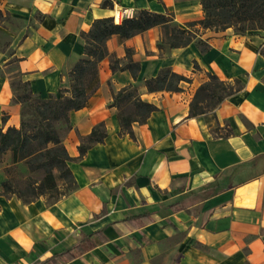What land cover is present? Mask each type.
<instances>
[{
  "label": "crops",
  "instance_id": "0c3cea01",
  "mask_svg": "<svg viewBox=\"0 0 264 264\" xmlns=\"http://www.w3.org/2000/svg\"><path fill=\"white\" fill-rule=\"evenodd\" d=\"M130 8L170 15L182 29L204 19L200 0H0V12L26 22L15 55L0 53V128L21 126L8 72L16 55L33 93L48 98L70 88L66 72L84 55L82 33ZM199 33L210 47L204 53L194 43L160 50L161 26L108 40L122 63L125 49L134 50L139 79L128 70L114 74L105 58L99 89L70 114L64 143L73 158L80 136L100 123L107 133L69 164L75 191L52 204L45 197L25 203L4 195L0 178V264H264V34ZM164 68L190 84L147 92L144 81ZM207 73L243 80L214 112L217 133L189 116ZM109 82L114 90L137 86L158 108L147 123L133 124L134 137L121 131Z\"/></svg>",
  "mask_w": 264,
  "mask_h": 264
},
{
  "label": "trees",
  "instance_id": "16d2710c",
  "mask_svg": "<svg viewBox=\"0 0 264 264\" xmlns=\"http://www.w3.org/2000/svg\"><path fill=\"white\" fill-rule=\"evenodd\" d=\"M203 6L204 19L191 22L187 29L180 28L172 16L156 14L148 10L136 14L133 18L114 22L113 18L96 20L88 33H82L86 44L84 55L66 72L69 89H61L57 94H50L43 98L31 90L30 82L20 78L11 81L13 101L21 105L20 128L10 127L4 132L0 128V157L11 155L7 173L24 166L26 173L19 181L16 178H5L2 183L3 194L13 195L25 203H31L38 198L45 197L48 204L58 202L66 195L77 189L69 164L79 160L88 153L95 144L103 143L107 138L104 123L96 125L90 135L80 136L78 146L80 155L73 158L66 149L65 137L73 129L70 114L88 105L89 100L100 87L99 64L105 58H111V69L115 74L119 70H128L132 78L138 81L141 64L132 58L134 50L125 49V62L116 58L107 48V42L112 37H119L120 41L132 39L154 27H162V38L157 47L164 50L194 45L202 52L210 49L206 40L202 39L201 30L213 32L233 29L236 34L246 36L249 32L264 34V0H200ZM2 15V12H0ZM199 27V28H198ZM264 39V35H263ZM264 57V41L260 50ZM198 69V65H195ZM205 81L195 93L190 108V117H197L205 113L203 102L216 99L217 103L230 97L234 92L232 85L222 81L216 75L207 73ZM191 78L175 73L171 68L161 69L156 77L144 81L147 92H182L190 84ZM235 83H242L236 79ZM113 106L118 109L123 134L134 137L132 126L135 122L145 124L157 106L142 100L141 93L135 85H129L114 90ZM72 257V256H71Z\"/></svg>",
  "mask_w": 264,
  "mask_h": 264
},
{
  "label": "rangeland",
  "instance_id": "374dc122",
  "mask_svg": "<svg viewBox=\"0 0 264 264\" xmlns=\"http://www.w3.org/2000/svg\"><path fill=\"white\" fill-rule=\"evenodd\" d=\"M25 24H26L25 21H22L17 17L5 13L4 11L2 12V15H0V53L1 54H6L9 56L15 55V52L17 51L18 48L17 44L20 42L19 36L17 35L20 33L22 27L26 26ZM253 33L249 32L248 34H253ZM15 36H17V38ZM164 48L165 51L169 49L167 47ZM17 61H18V56L16 55L11 60V65L8 67V72L10 74L11 81L13 82H17L20 78L19 71L17 68ZM228 83L232 85L233 90L240 89L243 87V80L242 83L240 84L235 83V81ZM202 104L205 107V113L200 114L197 117L203 118L202 123L204 127H208L209 129L212 130V132L217 133L219 127H218V122L214 116V112L220 106L221 102L217 103L216 99H208V101H205ZM10 160H11V155L8 153L7 155L0 157V178L1 179L3 178L4 180L5 178H7V176H9L16 178L20 181L22 179L23 174L26 173V168L24 166H18L17 170H14L9 174L7 173V168L10 165ZM9 196H13V195L9 194L8 197Z\"/></svg>",
  "mask_w": 264,
  "mask_h": 264
},
{
  "label": "built area",
  "instance_id": "2783aa9c",
  "mask_svg": "<svg viewBox=\"0 0 264 264\" xmlns=\"http://www.w3.org/2000/svg\"><path fill=\"white\" fill-rule=\"evenodd\" d=\"M135 16L134 9H123L121 11L116 12L113 17L114 22L121 23L123 20L131 19Z\"/></svg>",
  "mask_w": 264,
  "mask_h": 264
}]
</instances>
